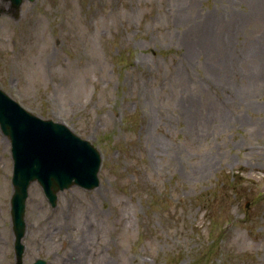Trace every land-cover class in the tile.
Here are the masks:
<instances>
[{
    "label": "rangeland",
    "instance_id": "rangeland-1",
    "mask_svg": "<svg viewBox=\"0 0 264 264\" xmlns=\"http://www.w3.org/2000/svg\"><path fill=\"white\" fill-rule=\"evenodd\" d=\"M0 88L102 154L31 184L22 264H264V0H0ZM12 167L0 129V264Z\"/></svg>",
    "mask_w": 264,
    "mask_h": 264
},
{
    "label": "water",
    "instance_id": "water-1",
    "mask_svg": "<svg viewBox=\"0 0 264 264\" xmlns=\"http://www.w3.org/2000/svg\"><path fill=\"white\" fill-rule=\"evenodd\" d=\"M5 1L10 2L12 12L18 16L26 0ZM0 127L12 145L14 194L11 215L18 264H22L24 247L21 240L26 229L25 211L30 185L39 182L55 206L59 191L74 185L88 190L99 186L102 158L89 141L81 139L60 123L29 113L1 88ZM35 264L46 263L38 260Z\"/></svg>",
    "mask_w": 264,
    "mask_h": 264
},
{
    "label": "bare ground",
    "instance_id": "bare-ground-1",
    "mask_svg": "<svg viewBox=\"0 0 264 264\" xmlns=\"http://www.w3.org/2000/svg\"><path fill=\"white\" fill-rule=\"evenodd\" d=\"M82 243H83V245H84V247H85L86 240H85L84 238H83ZM94 255H95V256H96V255H100V253H94Z\"/></svg>",
    "mask_w": 264,
    "mask_h": 264
}]
</instances>
